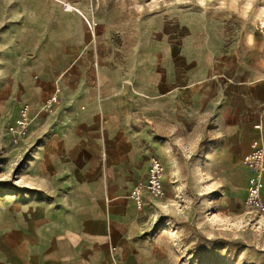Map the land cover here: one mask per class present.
<instances>
[{
  "label": "crops",
  "instance_id": "1",
  "mask_svg": "<svg viewBox=\"0 0 264 264\" xmlns=\"http://www.w3.org/2000/svg\"><path fill=\"white\" fill-rule=\"evenodd\" d=\"M2 11L41 31L32 45L9 42L15 106L27 102L32 112L19 145L32 150L25 191L0 204V264H176L152 239L153 219L191 167H204L201 187L220 167L245 181L252 174L243 157L264 143L263 49L223 36L236 26L215 19L198 41L213 46L192 58L184 19L138 35V0H0ZM56 87L59 102L47 113ZM151 154L163 162L167 196L145 192L139 206L128 194L146 180Z\"/></svg>",
  "mask_w": 264,
  "mask_h": 264
},
{
  "label": "rangeland",
  "instance_id": "2",
  "mask_svg": "<svg viewBox=\"0 0 264 264\" xmlns=\"http://www.w3.org/2000/svg\"><path fill=\"white\" fill-rule=\"evenodd\" d=\"M10 14L0 12L1 205L8 197L25 191L22 174L31 160L32 150L19 145L22 139L14 143L7 128L21 109L15 106L10 37L23 38L26 44L32 45V39L38 38L41 31L38 21L31 19L18 26L22 13L15 12L16 17L12 19ZM172 17L186 20L191 27L193 37L187 46L192 58H205L206 45L198 43L204 39L201 25L215 19H222L224 24L233 22L236 27H224L223 36L249 37L256 53L262 48L264 57V0H138V35L148 34L146 31L151 34L156 29L168 32ZM13 24L14 30L8 31ZM212 46L207 44L206 47ZM201 169L204 167H191L190 181L176 188L166 206H160L151 226L152 239L167 247L176 264H264V199L263 204L253 210L244 203L253 171L247 168L252 174L245 181L234 167H220L219 179L201 187L198 182Z\"/></svg>",
  "mask_w": 264,
  "mask_h": 264
},
{
  "label": "built area",
  "instance_id": "3",
  "mask_svg": "<svg viewBox=\"0 0 264 264\" xmlns=\"http://www.w3.org/2000/svg\"><path fill=\"white\" fill-rule=\"evenodd\" d=\"M63 8L66 11H73L77 9L68 2H62ZM88 29L95 32L97 27L96 20L92 18H84ZM59 88L56 87L53 94H51L43 103L42 109L47 113L55 110L59 102ZM31 106L29 103H23L19 110L18 116L13 123H10L9 133L14 143L20 140L27 134L31 124ZM256 128H260L257 124ZM243 163L246 167L253 171L254 175L251 178V183L247 189L244 203L247 208L252 209L263 204V188H264V143L255 140L251 144L250 150L244 155ZM164 165L161 159L151 154L149 157L148 175L146 180L137 182L128 194L139 206H142L144 201V193L147 192L151 197L164 198L166 190L163 181ZM115 264H123L116 261Z\"/></svg>",
  "mask_w": 264,
  "mask_h": 264
}]
</instances>
